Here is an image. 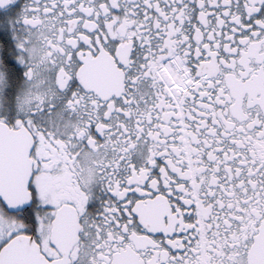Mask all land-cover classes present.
Here are the masks:
<instances>
[{
  "label": "snow or ice",
  "instance_id": "6c2138e0",
  "mask_svg": "<svg viewBox=\"0 0 264 264\" xmlns=\"http://www.w3.org/2000/svg\"><path fill=\"white\" fill-rule=\"evenodd\" d=\"M0 264H264V0H0Z\"/></svg>",
  "mask_w": 264,
  "mask_h": 264
}]
</instances>
